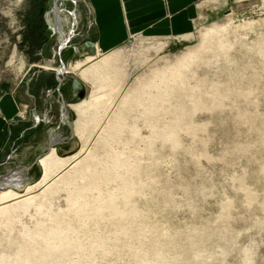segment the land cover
Wrapping results in <instances>:
<instances>
[{
  "label": "rangeland",
  "instance_id": "1",
  "mask_svg": "<svg viewBox=\"0 0 264 264\" xmlns=\"http://www.w3.org/2000/svg\"><path fill=\"white\" fill-rule=\"evenodd\" d=\"M226 1L103 52L85 0H0V88L43 89L21 112L49 133L0 208V264H264V0Z\"/></svg>",
  "mask_w": 264,
  "mask_h": 264
},
{
  "label": "crops",
  "instance_id": "2",
  "mask_svg": "<svg viewBox=\"0 0 264 264\" xmlns=\"http://www.w3.org/2000/svg\"><path fill=\"white\" fill-rule=\"evenodd\" d=\"M85 2L87 7L85 27L89 28V34L97 43L96 48L103 52L118 47L132 36L151 35L150 37L155 38L187 36L206 20L220 16L227 5L226 0H85ZM205 8H209L210 12L206 14ZM86 38L89 36H85ZM1 88L0 158L9 151L11 143L17 141V155L12 162L14 167H26L34 172L32 165L36 163L41 150L47 145L49 133L43 125L29 128L27 124L30 120L29 114L22 113L21 108L25 105L27 109L29 106L33 108L41 106L44 101V90L34 92L28 86L24 90L27 98H23L16 86L11 90H6L4 86ZM51 91L53 88L49 90ZM48 149L51 151L44 155L45 158L49 154L57 156L55 147L48 146ZM43 177L41 175L34 185L40 183ZM50 178L51 176L46 180Z\"/></svg>",
  "mask_w": 264,
  "mask_h": 264
},
{
  "label": "bare ground",
  "instance_id": "3",
  "mask_svg": "<svg viewBox=\"0 0 264 264\" xmlns=\"http://www.w3.org/2000/svg\"><path fill=\"white\" fill-rule=\"evenodd\" d=\"M53 11H54V13L57 14L58 13L57 12L58 11V7L55 6L53 8ZM59 19H60V17H58V20L55 19L56 25L59 24V22H60ZM60 71L61 72L64 71L63 68L60 69ZM56 140L58 141L60 139H56ZM44 157L42 158L41 161H44L45 159H48L50 157V154L46 158H44ZM19 170L23 171L22 168H19V169L16 170V172L14 171L15 173L13 172L14 173L13 175L10 174L11 175L10 177H8V176L7 177L6 176H1L0 177V208L5 207L6 205H8L12 201H18V200H20L22 198H24V199L26 198L28 193L27 194H22V193H17V192H13V191L9 192V190H8V189H12L14 187H18V186H20L22 184V178H23L24 174H22L21 172H17ZM45 175H46V173L44 174V176Z\"/></svg>",
  "mask_w": 264,
  "mask_h": 264
},
{
  "label": "trees",
  "instance_id": "4",
  "mask_svg": "<svg viewBox=\"0 0 264 264\" xmlns=\"http://www.w3.org/2000/svg\"><path fill=\"white\" fill-rule=\"evenodd\" d=\"M42 14H43V5H40V8L38 9V12H37V19H38V21H39V29H40V33H41V37L43 38V40L44 39H46L47 38V36H45L44 35V33H45V29H44V20H43V16H42ZM37 36V39H38V37H39V35L37 34L36 35ZM42 42V41H41ZM41 42H40V44L39 45H41ZM42 44H43V42H42ZM42 46V45H41Z\"/></svg>",
  "mask_w": 264,
  "mask_h": 264
},
{
  "label": "built area",
  "instance_id": "5",
  "mask_svg": "<svg viewBox=\"0 0 264 264\" xmlns=\"http://www.w3.org/2000/svg\"><path fill=\"white\" fill-rule=\"evenodd\" d=\"M37 121L39 120V118L38 119H36ZM15 152V150H13L11 153H10V155H12L13 153Z\"/></svg>",
  "mask_w": 264,
  "mask_h": 264
},
{
  "label": "water",
  "instance_id": "6",
  "mask_svg": "<svg viewBox=\"0 0 264 264\" xmlns=\"http://www.w3.org/2000/svg\"><path fill=\"white\" fill-rule=\"evenodd\" d=\"M1 177V176H0Z\"/></svg>",
  "mask_w": 264,
  "mask_h": 264
}]
</instances>
